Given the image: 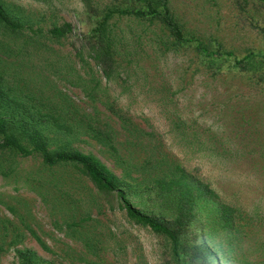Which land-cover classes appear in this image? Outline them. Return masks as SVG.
<instances>
[{
    "label": "trees",
    "instance_id": "1",
    "mask_svg": "<svg viewBox=\"0 0 264 264\" xmlns=\"http://www.w3.org/2000/svg\"><path fill=\"white\" fill-rule=\"evenodd\" d=\"M91 4L89 0H84L88 20L86 32L79 45H72L74 59L66 61V57L57 54L48 43L57 44L64 39L72 30L70 23L52 24L43 29L37 14L0 0V173L6 176L10 171L2 159L4 156L37 154L42 167H65L74 171L80 180L89 182L91 187H86L87 193L84 195L94 206V194L113 196L129 222L164 239L175 264H214L218 260L222 264H264L262 204L247 209L238 198L240 187L235 188L231 181L234 188H229L230 193H223L219 190L221 187L213 186L212 182L217 183V180L185 168L163 150L155 149L153 144L148 148L146 144L142 145L138 135L145 132L131 125L130 121L124 122L128 117L115 109L106 90L107 83L117 82L119 74L130 78L136 75L137 70L145 69L140 65L141 55L132 58L129 49H121L123 43L130 45L129 41L136 37L148 40L152 53L172 51L188 55L180 68L182 78L192 65L210 79L227 80L234 86H249L264 94V0H230L234 12L233 28L253 32V36L260 40L261 45L257 47L235 46L229 38L230 34L225 35L211 27L212 22H207L206 26L190 23L175 14L170 0H111L102 7H92ZM120 19L126 20V29L116 24ZM132 21L139 27L136 32L129 24ZM38 50L48 52L44 57L48 60L47 64H62L67 75L66 84L79 87L87 101L92 103L88 110L54 86L57 83L48 82L45 76L43 83L37 84L32 80L25 70L35 65L28 59L35 58ZM134 52L139 55L137 51ZM15 54L18 57L11 58ZM154 56L157 58L160 54ZM75 60L83 62L84 66L91 61L107 83L100 87V79L90 77L86 80L81 75L71 76L74 71L71 64ZM146 65L151 67L150 64ZM155 74L153 77L159 75V80L164 83L162 73ZM236 95L242 98V93ZM95 102L121 120L120 129L126 133L122 143L124 149L134 144L138 145L139 150L146 151L147 155L141 163L130 160L128 149L126 159L118 153L109 115L105 119L101 117L102 114L93 104ZM236 105H231L229 111L233 114L228 115V123L221 130V133L228 130L232 136L216 138L195 120L188 123L184 119L175 123L180 129L178 140L183 152L206 160L211 157L223 160L224 169L228 171L245 166L249 171L262 168V177L252 178V181L261 182V186H264V160H246L253 154L264 156V142L254 143L259 137L253 138L263 124L257 115L262 103L241 104L234 109ZM88 130L101 148L111 152L118 172L93 153L70 146L65 140V135L86 134ZM59 135H63L62 140ZM231 137L234 147L224 143ZM247 137H252L250 142L246 141ZM249 143L252 145L249 146ZM64 179L62 175L43 178L38 184L39 189L36 188L42 199L52 188L58 198L63 199L61 201L56 195L52 196V207L59 211H65L67 200L72 199L68 196L71 197L72 190L79 187L76 181L67 184ZM252 187L250 192L258 194V185ZM143 191L149 194L150 200L154 199L157 210L149 212L140 209L128 197L129 194L137 195ZM257 197V203L259 200L264 202V194ZM8 208L15 213L13 207ZM84 213L85 216L66 225L82 226L81 222L93 221L89 209ZM0 221L6 228L4 225L9 223L8 219ZM24 226L40 247L49 251L34 229L27 224ZM89 228L83 234L86 247L91 249ZM75 230L71 228V231ZM216 230L222 233V238L218 239ZM212 235L217 236L216 241L212 240ZM17 236L20 234H13L8 243L0 239V250L4 244L13 243ZM15 253L19 264H40L39 258L27 248L17 249Z\"/></svg>",
    "mask_w": 264,
    "mask_h": 264
},
{
    "label": "rangeland",
    "instance_id": "2",
    "mask_svg": "<svg viewBox=\"0 0 264 264\" xmlns=\"http://www.w3.org/2000/svg\"><path fill=\"white\" fill-rule=\"evenodd\" d=\"M1 1L12 3L27 12L37 14L39 25L43 29L52 24L70 23L71 32L57 44L48 43V45L57 54L66 57V61L74 59L72 45H79L86 32V21H88L84 0ZM89 1L92 3V7H102L111 0ZM170 5L175 14L189 20L190 23L206 26L207 22H212L211 27L219 29L225 35L226 33L230 34L229 38L235 46L257 47L261 45L259 38L253 36V32H249L245 28H233L231 22H233L234 12H232L230 0H170ZM216 22H219L217 27ZM125 23V19L116 22L118 26L126 29ZM129 24L133 32L139 28L134 21ZM229 25L230 27H227ZM131 40L129 41L130 45L123 43L121 49H129L132 52L130 54L132 58L141 55L140 65H143L145 69L137 70L136 75L126 78L121 73L117 82L107 83L91 61L87 66H84L83 62L75 60L76 62L71 64L74 67L71 76L81 75L86 80H89L90 77L100 79V87L107 83L106 90L112 99V105L116 110H119V113L128 117L124 122L130 121L131 125L145 132L143 135H138L142 145L146 144L148 148L153 144L155 149L163 150L170 158L182 163L185 168L207 175L213 181L217 180V183L212 182L213 186L221 187L219 190H222L223 193H230L231 191H228L230 187H240L238 188L240 194L238 198L242 203H245V208L260 207L262 204L261 208L264 210V202L259 200L257 203V196L264 194V186H261V182L254 181V183L252 181V178L260 179L262 177V168L258 171H249L245 166L228 171L224 169L223 160L213 157L206 160L183 152L182 144L178 140L180 129L175 125L176 122L184 119L188 123L195 120L202 129L210 132L216 138L232 136L233 134H229L228 130L221 133L223 127L226 126L224 124L228 123V115L233 114L229 111L231 105L237 104L234 107L236 109L238 105L252 104L258 101L262 103V109L259 110V113L257 112V115L263 124L260 126L258 134L253 138L259 137L254 143H263L264 94L249 86H234L227 80L210 79L206 73L195 70L192 65L187 68L182 78L180 68L188 55L172 51H165L164 54L160 51L152 53L148 46V40L145 38L133 37ZM131 49L137 51L139 55ZM41 51L35 52L37 53L35 58L28 59L29 62L33 61L35 64L25 70L30 73L32 80H35L37 84L43 83L46 81L43 79L45 76L48 82L57 83L54 86L69 94L84 110H88L92 103L87 101L88 98L83 95L79 87L66 84L67 75L61 67L62 64L57 63L53 66L49 64L50 62L47 64L48 60L44 57L48 55V52ZM157 53L160 56L155 58L154 55ZM13 57L17 58L18 55L11 56V58ZM146 64H150L151 67H147ZM156 72L157 74L162 73L161 76L165 78L164 83L159 80V75L157 78L153 77V75L156 76ZM238 92L242 93V98L236 95ZM99 98L103 99V97ZM93 104L102 114L101 117L105 119L109 115V123L115 134V146L119 149L118 153L126 159L128 149L130 160L141 163V160L147 155H145L146 151L139 150L138 145L134 144L128 145L124 149L122 143L126 133L120 129L121 120L101 104L97 102ZM111 120L113 121L111 122ZM88 132L86 134L76 133L75 136L65 135V140H68L70 146L93 153L108 167L118 172V169L114 167L115 161L111 152L106 148H101L97 140L91 136V132L89 130ZM246 134L249 136L248 132ZM62 138L63 135H59V139L62 140ZM131 138L134 140L133 136ZM250 138L252 137H247L246 141L250 142ZM224 143L230 147L235 145L232 137L225 140ZM250 145L252 144L249 143ZM50 146L53 148L54 144ZM2 159L10 171L6 176L0 173V220L8 219L9 223L6 222V226L4 225L6 228H3L0 221V239L8 243L13 234L17 233L20 236H17L13 243L3 245L0 250V264H19L15 251L24 248L31 250L39 258L40 264H175L169 253V246L164 239L144 227L129 222L123 211L118 208L113 196L104 197L94 194L97 207L91 200L88 201V197L84 193H87L86 187H91V185L85 179L80 180L74 171L65 167L46 169L42 167L37 154L24 157L8 154ZM250 159L261 162L264 160V156L253 154L246 160ZM60 175L65 176L64 180L67 184L76 181L79 186L78 189L72 190L71 197L68 196L73 200L66 199L68 205L63 209L65 211L60 210L62 212L52 207L54 204L52 196L56 195L57 199L63 200L58 198V194L53 192L52 188H50L49 194L45 193L46 200L42 199L36 190V188L39 189L38 184L43 178L60 177ZM254 185H258L256 189L258 194L251 193L249 190L252 186L254 188ZM45 189L40 190L44 191ZM92 192L94 193V190ZM128 197L140 209L151 212L158 208L154 204V199L150 200L149 194L145 191L137 195L129 194ZM143 199L144 201H141ZM84 202L87 203L84 204ZM8 206L15 209L14 214ZM86 209H89V215L93 221L81 222L82 226L69 227L66 225L67 222L77 221L80 217L85 216ZM24 224L34 229L35 233L48 246L49 251L40 247L27 232ZM71 228L77 230L71 231ZM88 228L90 230L88 234L91 235L90 245L93 246L91 249H88L84 242L83 233ZM216 231H218L219 239L222 233L219 230ZM212 237L213 241L217 240V236L212 235ZM214 264L222 263L218 260Z\"/></svg>",
    "mask_w": 264,
    "mask_h": 264
}]
</instances>
